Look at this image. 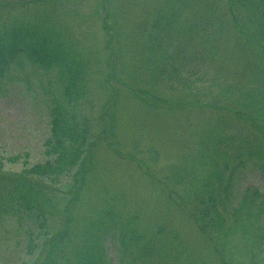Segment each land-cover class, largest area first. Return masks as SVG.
<instances>
[{
  "label": "rangeland",
  "instance_id": "374dc122",
  "mask_svg": "<svg viewBox=\"0 0 264 264\" xmlns=\"http://www.w3.org/2000/svg\"><path fill=\"white\" fill-rule=\"evenodd\" d=\"M19 23L42 24L50 44L83 61L84 94L66 105L86 144L68 165L65 141L59 165L56 69L9 61L0 264H45L52 236L50 264H264V0H0V25ZM35 164L61 170L30 176L51 206L12 182ZM251 190L252 214L235 222ZM209 202L220 224L211 207L203 215Z\"/></svg>",
  "mask_w": 264,
  "mask_h": 264
},
{
  "label": "trees",
  "instance_id": "16d2710c",
  "mask_svg": "<svg viewBox=\"0 0 264 264\" xmlns=\"http://www.w3.org/2000/svg\"><path fill=\"white\" fill-rule=\"evenodd\" d=\"M103 26H105L106 30L105 33L108 35V41H110V31L111 28L108 26V24L104 21ZM41 27V30L39 29ZM43 25L37 26V25H23L21 23L15 24L10 28L4 27L0 25V73L1 76L4 73V68L7 66L9 61L16 62L18 64H30L32 66L40 65V67H43L44 69L52 68L54 67L56 69L55 71V82H56V89L58 90V96H51V100L54 102V107L52 108V124H53V134L56 139V148H54V151L59 152L58 155V163L59 165L62 164V162L67 157V151L68 148L65 144V141H69L68 146H71L74 144L72 151L69 153L70 160L68 162V165H72L77 161L79 149H85V138H86V130L84 132L77 130V121L75 118V114L72 113L70 116L67 115V105L69 104L70 107L73 109L75 105L78 103L80 97L83 96L84 90L83 87V81L84 78L81 76V64L83 67V61H81L78 57V63L73 60L72 57L67 55L66 50L63 47L62 41H59L55 44H50V39L47 34L42 32V29H44ZM77 53V52H76ZM77 58V57H76ZM27 84L29 83L28 80H26ZM81 83V85H78L77 83ZM81 87V89H80ZM52 95V92H50ZM98 142V141H97ZM89 144V148H92V146L96 145V143ZM219 143H222V141H219ZM88 146V145H87ZM86 146V147H87ZM258 148V147H257ZM257 148L254 152H250V154H259V151H257ZM257 152V153H256ZM79 171H76L75 181H79L78 178H80L83 173L89 168L87 167L86 159L82 161V163L78 167ZM61 172L60 169H53L50 168L49 165L44 164H35L30 168H27L26 172L19 174L18 181H12L15 183V189H17V185L20 188L26 187L31 192L36 195L37 197H42L43 200H47L48 197L41 192V189H39V185L37 181H31L30 176H44L48 173H59ZM59 176V175H55ZM77 177V178H76ZM27 178V181L30 182H24V179ZM217 179V177H215ZM33 185H32V184ZM6 188L3 190L6 191V193L13 192L15 190L13 186L11 185H4ZM28 186V187H27ZM223 188V189H222ZM69 194L76 193L72 191L71 189L68 190ZM219 191H228L229 195L232 193L229 191V188L226 184L221 183L219 184ZM16 193V191L14 192ZM22 197L26 198L25 194H20ZM229 195H225V200H220L219 204L222 205L223 209H225V205L228 202ZM259 196V191L257 190H251V194L248 193L244 194L242 198L239 201V205L233 207V218L235 219V222H238L237 220L241 219L245 216V213L247 216L249 214H252L250 212V208H254V201L255 198ZM45 198V199H44ZM205 200V199H204ZM203 200V202H204ZM45 203L48 206H51L52 202L51 200H47ZM26 206L28 208H32V205L36 207V205L33 203V200L25 199ZM205 206L202 208L203 215H207V207H211L213 210V217H215L214 221L216 224L221 223V219H223V216L219 212H217L215 208V203L209 202V204L204 203ZM2 207H7L2 204ZM110 214V213H109ZM215 214V215H214ZM220 216V217H219ZM212 218V217H211ZM213 220V219H212ZM213 221V222H214ZM218 228H222L218 226ZM229 232V231H228ZM66 231L63 230L59 234V239L62 241L66 239ZM53 237V236H52ZM52 237H50L49 244L50 249L46 255V258L44 260L45 264H50L51 261L48 259L50 258V250L52 251V244L53 241ZM59 240V241H60ZM51 241V242H50ZM33 245V244H32ZM93 256L95 257V253L92 252ZM98 258V256H97ZM99 261L101 262V258H99ZM43 262V263H44Z\"/></svg>",
  "mask_w": 264,
  "mask_h": 264
}]
</instances>
